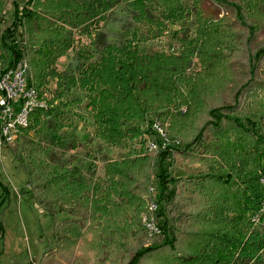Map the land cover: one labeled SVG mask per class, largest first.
Returning a JSON list of instances; mask_svg holds the SVG:
<instances>
[{
	"label": "trees",
	"instance_id": "trees-1",
	"mask_svg": "<svg viewBox=\"0 0 264 264\" xmlns=\"http://www.w3.org/2000/svg\"><path fill=\"white\" fill-rule=\"evenodd\" d=\"M149 1L0 0V69L27 61V88L49 107L30 115L14 160L27 176V195L47 215L80 219L54 225L56 250L39 264H264V235L253 222L264 221V0H211L226 9L214 20L204 16L205 0H155L160 19L149 16ZM9 2L14 12L5 28ZM120 3L138 23L130 39L97 54L82 51L75 73L59 72L58 60L83 38L95 45ZM189 17L195 39L184 29L172 34L179 55L139 51L140 43ZM194 56L201 69L192 75ZM75 89L88 100L95 138L112 148L130 146L106 165L103 184L91 185L80 170L52 160L55 148H67L60 109L71 106ZM157 123L179 148L149 152L150 140L160 143ZM174 156L198 165V177L172 176ZM153 186L159 238L142 224ZM10 199L0 180V217Z\"/></svg>",
	"mask_w": 264,
	"mask_h": 264
},
{
	"label": "rangeland",
	"instance_id": "rangeland-1",
	"mask_svg": "<svg viewBox=\"0 0 264 264\" xmlns=\"http://www.w3.org/2000/svg\"><path fill=\"white\" fill-rule=\"evenodd\" d=\"M25 2L26 0H19L21 5ZM6 9L7 24L5 28L11 26L12 23L14 12L12 2L6 5ZM203 9L204 16L208 20L221 18L226 13L224 7L213 4L211 0H205ZM148 11L149 16L154 19H160L163 14L162 7L155 0L148 2ZM137 28L138 23L131 9L126 3H120L108 13L107 20L101 24V36L95 45L90 44L89 38H83L81 46L85 45V47L77 46L66 56L60 58L57 62V70L65 74L75 73L79 66L77 57L80 52L91 51L97 54L99 49L107 44L123 45ZM182 29L192 40L195 39L197 31L195 18L189 17L184 23L171 26L162 37L140 43L139 51L148 55H179L181 47L172 38V34ZM261 40L264 41V31ZM191 68L192 75L201 69L195 56L192 59ZM55 87L54 84L51 86L53 90ZM50 96L47 94V98ZM68 100L71 106L67 109H60L61 118L67 124L62 132L67 148H55L52 160L70 169L80 170L85 180L91 185L103 184L106 180V165L112 161H120L127 155L130 146L112 148L95 138L92 122L86 111L88 100L81 90H73ZM15 145L6 147L0 153V180L11 192V199L7 201L0 217L4 226V232L0 235V252L3 253L0 257V264H39L43 255H53L56 250L53 237L54 225L69 219H80L70 212L51 217L27 195L28 179L24 170L14 160ZM134 147L139 148V146ZM173 158L174 166L168 169L175 178L198 177L202 171L198 165H190L179 156ZM220 174L225 175V172ZM153 187L156 189L157 195L158 189L156 186ZM257 230L264 235V221L258 224ZM83 256H86L85 250ZM48 264L67 263L61 260H52Z\"/></svg>",
	"mask_w": 264,
	"mask_h": 264
},
{
	"label": "built area",
	"instance_id": "built-area-1",
	"mask_svg": "<svg viewBox=\"0 0 264 264\" xmlns=\"http://www.w3.org/2000/svg\"><path fill=\"white\" fill-rule=\"evenodd\" d=\"M28 73L27 61H21L15 69L3 73L0 69V153L6 147L15 144L20 131L29 124L30 115L36 110H48V104L42 100L38 93L27 88L26 77ZM154 129L159 133L160 143L150 140L148 150L157 154L174 145L181 146V142L170 138L163 128L157 123ZM264 185V179H262ZM156 189L151 187L148 192V213L143 216L142 224L148 235L152 238L163 236L156 213L159 208L156 203ZM253 222L260 224L254 217Z\"/></svg>",
	"mask_w": 264,
	"mask_h": 264
}]
</instances>
